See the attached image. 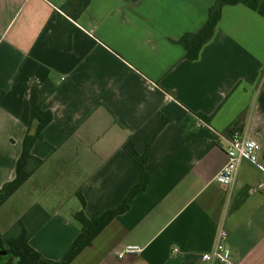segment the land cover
Wrapping results in <instances>:
<instances>
[{
    "label": "crops",
    "instance_id": "obj_1",
    "mask_svg": "<svg viewBox=\"0 0 264 264\" xmlns=\"http://www.w3.org/2000/svg\"><path fill=\"white\" fill-rule=\"evenodd\" d=\"M64 1L0 0V186L15 177L31 85L55 86L31 148L43 162L0 206V232L37 204L49 216L29 244L60 259L80 230L77 191L90 216L115 208L145 158L146 189L69 264H198L220 228L235 264H264V17L225 5L189 60L174 40L214 0H90L65 51L45 44ZM234 130L258 141V165L242 160L222 186L219 135ZM129 245L140 250L115 255Z\"/></svg>",
    "mask_w": 264,
    "mask_h": 264
},
{
    "label": "trees",
    "instance_id": "obj_2",
    "mask_svg": "<svg viewBox=\"0 0 264 264\" xmlns=\"http://www.w3.org/2000/svg\"><path fill=\"white\" fill-rule=\"evenodd\" d=\"M134 1V0H131ZM90 0H65L55 15L54 26L45 39L49 47L68 51L72 47V35L80 31L76 21L89 5ZM243 4L264 17V0H214L207 10V16L201 27L195 32H185L174 42L180 44L189 60L197 59L201 47L211 39L215 27L221 17L225 5ZM55 89L51 81L47 80L42 87L32 84L30 88V113L25 135L22 140L20 155L15 166V177L0 186V206L35 172L42 164V159L31 153V148L36 139L40 137L43 128L51 121L52 113L43 110V100ZM4 90L0 88V102ZM141 177L138 183L131 187L123 201L112 209H107L98 215L90 216L85 211V199L80 191L77 197L80 208L73 212L72 217L80 224V230L66 249L62 257L52 260L29 244V238L48 218V213L35 204L28 209L5 232H0V264H69L85 247L91 245L93 239L116 216L124 213L132 198L146 189L150 176L146 172V160L141 158Z\"/></svg>",
    "mask_w": 264,
    "mask_h": 264
},
{
    "label": "built area",
    "instance_id": "obj_3",
    "mask_svg": "<svg viewBox=\"0 0 264 264\" xmlns=\"http://www.w3.org/2000/svg\"><path fill=\"white\" fill-rule=\"evenodd\" d=\"M199 124L206 125L205 121L195 116ZM225 141L226 162L216 173L214 179L222 186L230 185L237 173L242 160H247L253 164H257V155L260 149V144L257 140L247 136L241 130H234L230 136L219 135ZM260 168L264 170L261 166ZM259 188H264V182L259 183ZM227 232L220 228L217 234V240L210 251L201 255V260L198 264H212L219 262L222 264H235L233 254L230 248L226 245ZM140 250L138 246H126L120 252H114L119 258L125 254H135ZM176 250V249H174Z\"/></svg>",
    "mask_w": 264,
    "mask_h": 264
},
{
    "label": "rangeland",
    "instance_id": "obj_4",
    "mask_svg": "<svg viewBox=\"0 0 264 264\" xmlns=\"http://www.w3.org/2000/svg\"><path fill=\"white\" fill-rule=\"evenodd\" d=\"M75 201L77 202V200H76V198H75ZM13 209H15L16 208V204H15V206H11ZM3 225V224H2ZM0 254H3V255H5L6 254V252L5 251H0Z\"/></svg>",
    "mask_w": 264,
    "mask_h": 264
}]
</instances>
